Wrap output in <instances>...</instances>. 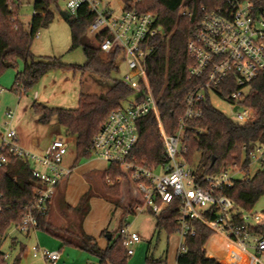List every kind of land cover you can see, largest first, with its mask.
<instances>
[{
	"label": "built area",
	"instance_id": "2783aa9c",
	"mask_svg": "<svg viewBox=\"0 0 264 264\" xmlns=\"http://www.w3.org/2000/svg\"><path fill=\"white\" fill-rule=\"evenodd\" d=\"M141 3L142 0H65L64 13L69 19L75 17L82 6L92 15L87 28L89 39L97 41L102 53L114 55L116 70L119 64L124 65L125 72L119 80L132 90L131 96L107 115L92 136L90 155L120 169L122 174L115 181H127L139 197L133 206L134 213L149 211L159 215L168 203L178 200L177 234L181 242L177 254L185 252L184 240L195 234L192 222L198 221L222 234L251 259L250 264H264V238L255 232L260 215L237 211L233 201L223 193L239 178L241 167L231 165L203 175L199 184L186 159L185 146L189 124L201 118V104L207 98L210 102L217 98L225 103L229 109L227 117L236 124L253 120V111L244 100L250 83L264 71V12H257L249 0H225L224 5L214 9L201 8L185 47L190 61L186 78L196 84L186 92L183 112L176 129L169 134L146 76L147 58L164 40L166 32L156 14L140 9ZM13 90L17 94L25 92L22 84L14 85ZM2 91L0 87V93ZM149 113L155 115L163 149V161L154 167L136 161L131 155L138 140L136 123ZM4 117L0 131V167L7 164L9 157L28 163L36 186L31 201L23 207L19 223L10 225L0 236V249L6 234L39 229V220L46 216L59 184L71 172L70 167L62 164L68 150L65 140L55 138L43 154H35L18 144L16 132L10 125L13 111L7 109ZM242 155L249 159V167L253 162L264 166V143L251 148L243 146ZM104 181L113 182L109 176ZM118 234L122 236L127 254L131 255L139 236L127 233L125 226ZM32 256L50 264L60 254L33 247Z\"/></svg>",
	"mask_w": 264,
	"mask_h": 264
},
{
	"label": "trees",
	"instance_id": "16d2710c",
	"mask_svg": "<svg viewBox=\"0 0 264 264\" xmlns=\"http://www.w3.org/2000/svg\"><path fill=\"white\" fill-rule=\"evenodd\" d=\"M10 0H0V74L7 68L14 67L17 59L23 61V69L17 72L14 85L22 84L25 92L44 73L56 68H71L59 59H35L30 52V45L37 32L46 27L53 19L50 6L57 0H34L32 16L25 27L17 15L19 0L14 1V8L9 7ZM257 12H264V0H249ZM225 4V0H142L140 9L157 15V21L163 26L166 37L157 46L155 52L147 58L146 76L151 92L156 100L160 118L167 133L176 129L178 118L183 112V98L186 92L193 88L195 81L186 78V67L190 63L185 47L191 31L195 27L201 8L207 10ZM183 9V13H181ZM92 15L87 9L79 7L75 17L67 19L71 31V46H81L86 62L83 66L95 73L101 79H108L116 70L114 55L102 53L96 40L86 38L87 28ZM24 92V93H25ZM132 90L120 80L114 79L111 85L97 94L79 93L77 106L73 109L49 107L41 103H33L32 109L38 115L41 123L55 118L65 133L75 138V160L90 156L91 138L105 121L107 115L118 108L129 98ZM244 104L252 109L253 120L240 125L230 120L226 114L215 109L209 99L201 104V118L190 122L185 134L186 159L194 170L196 181L201 176L216 173L228 166L241 167L243 177L236 178L230 187L223 191L229 197L237 211H250L257 200L264 195V166L249 175V159L242 155V147H253L264 143V71L251 83ZM138 140L131 155L140 163L154 167L161 161L162 144L156 119L153 113L140 118L137 123ZM215 158L211 165L212 158ZM120 169L109 164L101 176V195L114 205L120 197V183L115 178L121 176ZM109 176L111 184L104 178ZM36 179L31 175V167L22 160L9 157L6 165L0 167V236L8 227L19 223L23 207L32 199ZM89 194L80 199L77 207L72 210L79 222L86 213V201ZM128 205V213L134 214ZM126 212V213H127ZM39 220V229L58 238L63 245L77 248L98 258L99 264H126L129 255L122 245V236L111 237L109 245L100 249L95 240L83 232L75 233L70 229L55 227L48 217ZM154 215V214H153ZM179 202L168 203L159 215H154L155 230H163L167 235L177 233V218ZM123 223V220L121 221ZM195 230L193 236L184 240L185 252L177 254L176 263L180 264H242L238 262L221 263L213 254L206 252V244L213 231L206 225L193 221ZM121 225L118 228H122ZM264 231V209L260 213L255 226V232L262 235ZM103 234V233H102ZM24 251L22 247L20 249ZM0 250V264H19L16 256L11 262L4 258ZM148 255L146 264H153Z\"/></svg>",
	"mask_w": 264,
	"mask_h": 264
},
{
	"label": "rangeland",
	"instance_id": "374dc122",
	"mask_svg": "<svg viewBox=\"0 0 264 264\" xmlns=\"http://www.w3.org/2000/svg\"><path fill=\"white\" fill-rule=\"evenodd\" d=\"M16 1V0H15ZM34 0H19L17 7V15L20 22L26 27L30 18L32 16V5ZM10 7L14 8V3L12 0L9 1ZM50 10L53 13L52 21L46 26L41 28L35 37L33 38L30 45V52L35 59H59L65 65L74 66L71 68H56L47 71L39 79L30 86L25 93L17 94L13 89L14 81V72L15 69L19 66L20 69H23V61L21 59L16 60L14 67L5 69L0 74V87L3 88V92L0 94V131L3 130L4 126V113L7 109L14 110L17 99H21L20 108L24 107V103L30 102L33 100L32 96L36 94L37 101L36 103L45 104L49 107H60L73 109L77 106L78 94L87 93V94H97L103 92L108 88L114 79L119 80L122 78L125 67L122 64H119L118 69L111 72L108 79H101L95 73L89 69L83 68L86 58L82 51L81 46L71 49V31L67 19L64 16L65 10V0H57L56 4L50 6ZM86 38L89 39V36L86 32ZM12 73V77L8 76ZM7 95V100L3 101V97ZM8 97H11L12 101L8 100ZM2 103H9L5 107H2ZM211 104L213 107L224 114L229 113L228 106L217 98L211 99ZM4 106V104H3ZM3 108V109H1ZM19 108V109H20ZM27 114L22 115L20 112L17 115L15 111L13 125L15 128H20L25 131V134L36 135L39 139V145L42 151L38 152L35 149H29L35 154H43L49 142H51L50 130L58 131L59 138L65 140L69 137L65 133L64 128L61 125H58L56 120L52 118L51 125L52 129L45 128L47 126L41 124L38 125L39 129H35L36 125L30 124V119L28 115H31L33 119H36L33 110H30L29 107L26 108ZM16 123L18 126H16ZM35 129V130H34ZM74 158V142L70 141L68 143V153L63 158V163L67 164L68 161ZM260 167L258 163H251L249 167V175L251 176L254 172ZM243 176L242 173H238L237 177ZM98 178V177H97ZM89 199V196L88 198ZM264 209V195H262L257 202L253 205L250 211H243L246 215H256L263 211ZM88 210V203L86 201V211ZM104 210L101 211V215L105 217L106 222L112 225L108 233L102 235V237L107 240V235L112 234L113 238L118 234V212H123L120 206L112 205L111 211ZM115 214V215H114ZM114 219L112 220V218ZM146 217L153 221L154 217L147 213H136L135 215H127L125 218L126 222V232L132 233L136 232L138 235H143L141 228L143 225L141 220ZM9 230V229H8ZM116 230V231H115ZM115 231V232H114ZM42 235V233H39ZM20 233L12 232L11 235L6 234L2 240L1 251L7 256L6 259L8 262H11L16 256L20 257V262L24 264H39L38 258L32 257V247L30 245L34 242V239H27V242L23 239L20 240ZM11 236H16L22 241L23 244H26V249L24 251L20 250V247L17 243L11 245L10 239ZM145 236V235H143ZM264 238V231L261 235ZM47 239L52 238L46 236ZM46 239V238H45ZM48 241V240H47ZM144 245V251L141 254H136L135 257H128V260H133L132 264H146L145 263V254L156 260L153 264H175L174 254L178 248L177 234L167 235L163 230L155 231L148 238L142 239ZM134 248V247H133ZM148 249V251H147ZM206 252L210 254L218 253V257L224 258L226 261H245L250 262V258L243 254L239 249L232 245L222 234L213 232L206 244ZM139 259V260H138Z\"/></svg>",
	"mask_w": 264,
	"mask_h": 264
},
{
	"label": "crops",
	"instance_id": "0c3cea01",
	"mask_svg": "<svg viewBox=\"0 0 264 264\" xmlns=\"http://www.w3.org/2000/svg\"><path fill=\"white\" fill-rule=\"evenodd\" d=\"M21 70L22 69H20L18 66L15 69V71H13L14 72L13 77L15 78L16 73L20 72ZM8 76L12 77V73H10V75ZM32 97H33L32 98L33 100H31L30 102L26 103L25 101V103L23 104L24 105L23 108L19 107L22 102L21 99L20 98L17 99L15 109L12 110L13 118H12L10 125L15 130L17 142L22 148L27 149V150L35 149L38 152H40L42 151V149L40 148L41 146L39 145V139L36 137V135L29 136L28 134H25L24 130L20 128H15L13 125L15 111L17 112V115L20 112L22 116L25 113L27 114V110H26L27 107H29L30 110H33L32 105L33 103H36L37 101L36 94H34ZM2 100L3 101L7 100V95H5ZM8 100L12 101L11 97H8ZM8 104L9 103H2V107H5ZM28 116L30 119V124L36 125L35 129H39L37 124L39 125L41 124V126L45 125L47 126L45 128L52 129V125H51L52 118L46 123H41L39 121V117L37 114H35L36 119H33L31 115H28ZM35 121L37 122V124ZM16 126H18L17 123H16ZM50 135H51L52 140L55 138H59L58 137L59 133L56 130L55 131L50 130ZM69 137L71 138L65 139V141L67 143H69L70 141L74 142V158L68 161L67 164L63 162L62 164L66 167H70L71 172L68 175V177L59 184L56 195L53 198L52 203L49 207L48 217H49L50 222L55 227L61 228V229L67 228V229L74 231L75 233L83 232L84 234L92 237L100 249H105L109 245L111 237H113L112 234H108L110 238L109 239L107 238V240H105L102 237V235H104L105 233H108V231L110 230L112 221L110 222V224H108V222H106L105 217L100 214L101 211H104L105 209L108 211H111L112 205H114L113 203L105 200L103 196L101 195V176L103 172L106 170V168L109 166V164L102 158L92 156V155H90L88 158H81L77 163L74 164L73 162L75 160V138L70 135ZM67 153H68V150H67ZM120 186L121 187H120L119 201L117 205H114L116 207L120 206L123 211L121 213L118 212L119 214L117 215L118 222H119L118 228L121 225L126 226L125 218L127 215L130 216V215L136 214L133 212V206L137 203V200H139L138 195L133 191V189L131 188L130 184L127 181H123L122 183H120ZM85 194H89V199H87L88 210L86 211L82 220L79 222L77 215L74 213L72 209L77 207V205L80 202V199ZM131 201H134V204L130 207V210L134 214H130L127 212L129 209L128 205L130 204ZM141 213H147L154 217V215L150 213L149 211H143ZM113 219L114 217L112 218V220ZM122 220H123V223H121ZM141 222L142 224H144L143 228H141V232H143V235L145 236L143 235L140 236L136 232H132V233L137 234L140 240L132 246L133 253L129 255V257H135V255L138 254L139 252H140L139 254L143 253L144 245H143L142 239L148 238L150 235L153 234L155 230V219H153L152 221L151 219L144 217L141 220ZM39 233H42V235H40ZM46 236H50L52 240L47 239ZM19 237H20V240L23 239L26 242H27V239H31V240L34 239V242L30 245V248L38 247V248L47 249L50 251H58L60 254L59 258L56 261L51 262L50 264H99V260L97 257L85 251H81L77 248L63 245L62 242L58 238L51 236L50 234L46 233L43 230H40V229L30 230L27 233H20ZM20 240L16 236H11V239H10L11 245H15V243H17L20 249L22 247L26 249L27 248L26 244H23L22 241ZM177 242L179 246L181 242V238L179 237L178 234H177ZM177 252H178V248L176 249L175 254H174L175 264H176ZM146 255L147 253L145 254V256ZM214 257L217 259L218 262H221V263H232L233 262V261L228 262L224 258L218 257V253L214 254ZM34 258H37V257H34ZM37 260L39 264H44L43 261L40 260L39 258ZM132 263H133V260H128V264H132ZM238 263L250 264L251 259H250V262L248 263L245 261H239ZM19 264H24V263H21L19 261Z\"/></svg>",
	"mask_w": 264,
	"mask_h": 264
},
{
	"label": "water",
	"instance_id": "95a60500",
	"mask_svg": "<svg viewBox=\"0 0 264 264\" xmlns=\"http://www.w3.org/2000/svg\"><path fill=\"white\" fill-rule=\"evenodd\" d=\"M64 16H65L66 19H69V18H68V15H67L66 13H64ZM214 161H215V158L213 157L212 160H211V163H210V164L212 165V164L214 163ZM107 238L109 239L110 236L107 235Z\"/></svg>",
	"mask_w": 264,
	"mask_h": 264
}]
</instances>
